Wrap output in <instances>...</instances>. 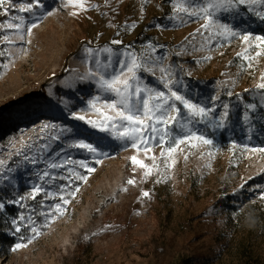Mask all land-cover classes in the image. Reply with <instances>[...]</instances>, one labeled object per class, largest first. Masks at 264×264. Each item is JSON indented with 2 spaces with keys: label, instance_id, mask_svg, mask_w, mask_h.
<instances>
[{
  "label": "rangeland",
  "instance_id": "obj_1",
  "mask_svg": "<svg viewBox=\"0 0 264 264\" xmlns=\"http://www.w3.org/2000/svg\"><path fill=\"white\" fill-rule=\"evenodd\" d=\"M27 3L31 12L17 11ZM65 5L21 0L2 25L0 264H243L246 254L264 263V152L251 151L264 148V90L256 88L264 82V56L244 69L236 55L246 47L239 37L220 38L223 47L193 38L203 21L174 17L172 0H85L86 10ZM219 20L264 36V19L246 6ZM9 23H21V31L7 29ZM128 52L155 58L149 72L138 73L142 85L167 91L159 80L164 67L179 82L173 90L215 107L210 119L229 105L223 128L188 125L214 141L201 147L202 157L190 153L185 161L178 151L175 167L154 169L145 179V169L130 158L151 166L155 156L159 164L161 148L153 144L146 155L116 129L100 130L103 117L88 102L99 97L102 107L114 96L80 77L109 56L118 70ZM244 94L248 102L238 99ZM81 141L97 151L76 147ZM34 187L41 191L32 198ZM16 244L23 246L13 251Z\"/></svg>",
  "mask_w": 264,
  "mask_h": 264
},
{
  "label": "snow or ice",
  "instance_id": "obj_2",
  "mask_svg": "<svg viewBox=\"0 0 264 264\" xmlns=\"http://www.w3.org/2000/svg\"><path fill=\"white\" fill-rule=\"evenodd\" d=\"M36 3L38 4L39 0H36ZM172 4L174 17H180L181 19L189 17L203 21L196 30V33L192 34L193 38L196 35L204 36L205 43H215L217 46L223 47V44L220 43V38L227 41L229 38L239 37L246 47L236 55L237 59L243 61L242 67L244 69L253 68L254 61L264 56V36L253 35L250 32L240 33L234 30L232 26H229L228 23H222L219 20L221 14L230 13L238 6H246L248 12H255L257 17L264 19V10H257L264 8V0H172ZM67 5L86 10L85 0H66L65 6ZM8 7H15L12 0H0V9L3 10V14L7 15ZM32 10L33 3L21 5L17 9L19 12H31ZM77 14L76 12L72 13V15ZM16 19L19 20L21 18L17 17ZM35 26V24H32L27 31L30 33ZM7 29L15 30L19 33L21 31V23H9ZM0 30H3L2 25H0ZM5 38L7 39V37ZM20 39H24L22 34L20 35ZM112 43L120 44L122 41L113 40ZM200 47L202 48L203 44ZM87 51L91 54V50ZM105 51L110 52V49H105ZM126 57V59H120L116 62L118 70L113 68L110 56L105 58L106 62L103 64L100 60H96L95 70L89 71L80 77L82 81L95 79L100 89L114 96V99L105 100L102 107H97L99 97L88 102L89 107L95 109L103 117L100 130L111 133L113 129H116L119 139L131 141L133 148H136L138 151L142 149L146 155L151 151L153 144L161 148L159 164L155 156L151 157V166L145 164L142 160H138L136 156L130 158L133 164L145 169L143 173L145 179L153 174L154 169L159 173L161 167H163L165 172L175 167L178 162L176 157L178 151L184 154L185 161L188 160L190 153L195 154V152H199L202 157L204 153L201 151V147L211 146L214 141L188 127V125L193 122L200 123L207 121L210 127L223 128L226 118L229 117V105H223L224 111L216 120L210 119L216 111L215 107H205L199 103H193L185 95L173 90L172 85L179 82L172 78V73L169 69L164 67L159 69L162 74L159 78L160 83L167 91H160L140 83L141 77L138 76V73L149 72L151 69L150 62L155 60L154 57L148 55L142 60L131 52H128ZM163 59L161 57L156 62H162ZM204 59H211V56H205ZM110 69L111 71H109ZM261 80L264 81V74H261ZM256 88L264 90V82L258 83ZM227 95L232 96L233 93L228 92ZM218 99L219 96L216 95L211 97L210 101L215 102ZM177 102L185 110L183 115L181 108L177 106ZM255 107V105H249V110ZM76 118L85 120L83 115H79ZM87 122L91 123L93 127H97L96 121L89 120ZM48 127L49 125H44V128ZM174 128L178 129L175 134L173 133ZM181 145H185L189 149V152H185V149L181 148ZM75 146L87 149L92 153L97 151L91 144L82 141ZM251 151L264 152V148H253ZM80 163L82 167L87 168V165L83 162ZM50 166L55 168L62 165L52 164ZM87 170L92 172L95 169L87 168ZM43 175L47 176L48 173H44ZM77 178L81 180L86 179L84 176H77ZM127 183L134 184L135 181L130 179ZM40 191L39 187H34L32 198H35V195ZM142 196L148 197L150 193L145 191L142 193ZM61 199L64 204L69 203L62 196ZM4 207L5 204L0 202V209ZM55 211L61 213L60 204L55 205ZM23 219L24 217H20V220ZM13 223H16V221H13ZM15 231L19 232L20 228L17 226ZM32 231L36 232V229L33 227ZM22 246L21 244H16L13 251Z\"/></svg>",
  "mask_w": 264,
  "mask_h": 264
},
{
  "label": "trees",
  "instance_id": "obj_3",
  "mask_svg": "<svg viewBox=\"0 0 264 264\" xmlns=\"http://www.w3.org/2000/svg\"><path fill=\"white\" fill-rule=\"evenodd\" d=\"M18 1H21V0H12V3L15 5ZM27 1H30V0H27ZM5 6L7 7V5ZM11 8L12 7H8L9 10L7 12V15L3 14V10L0 9V24L1 25H3L4 20L7 19L10 14L16 13V9L12 10ZM2 33H3V30H0V39L2 37ZM6 60H7V57L3 51V46L0 44V70H1V67L4 65V63L6 62ZM250 97H251L250 95L244 94L238 99L248 102L250 100ZM243 259H244L242 262L243 264H264L260 260V258H254L252 254H246Z\"/></svg>",
  "mask_w": 264,
  "mask_h": 264
}]
</instances>
